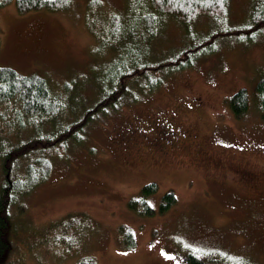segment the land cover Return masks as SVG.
Listing matches in <instances>:
<instances>
[{
    "label": "rangeland",
    "instance_id": "1",
    "mask_svg": "<svg viewBox=\"0 0 264 264\" xmlns=\"http://www.w3.org/2000/svg\"><path fill=\"white\" fill-rule=\"evenodd\" d=\"M131 1L71 0L64 8L24 14L13 0L0 7V66L44 76L67 105L55 122L38 124L42 132L69 124L102 97L103 73L123 41L109 47L107 28L114 13L123 24L138 14ZM249 4L229 0L227 24H244ZM158 18L147 61L172 57L191 38L200 41L217 29L205 15L187 24L189 31L171 15ZM214 48L190 66L156 71L158 82L150 91L140 89L148 79L130 84L128 95L68 141L49 177L16 196L20 211L10 206L14 248L2 264H76L83 254L94 256L96 264H189L188 252L201 260L218 258L220 264H264V115L254 99L256 82L264 76V30L251 37H219ZM240 87L247 89L248 109L235 118L227 100ZM9 108L0 106V152L35 128L26 121L17 130ZM148 114L179 120L193 147L164 154L134 137L124 149L120 133L136 116L142 121ZM244 169L252 178L242 177ZM2 174L0 159V183ZM150 182L157 185L146 197L153 212L128 207ZM168 191L174 202L161 212L159 201ZM118 225L131 230L133 247L122 246ZM60 230L66 245L54 243Z\"/></svg>",
    "mask_w": 264,
    "mask_h": 264
},
{
    "label": "trees",
    "instance_id": "2",
    "mask_svg": "<svg viewBox=\"0 0 264 264\" xmlns=\"http://www.w3.org/2000/svg\"><path fill=\"white\" fill-rule=\"evenodd\" d=\"M11 1L0 0V7ZM70 1L13 0L15 9L20 14L43 8L49 10L64 8ZM131 2L137 5L138 14L127 19V23L123 24L114 13L111 26L107 28L109 47L122 40H125V44L123 41L120 43L121 47L118 48L103 73L100 82L102 97L95 99L88 108L82 110L79 117L69 124L55 125L54 128H48L42 132L43 129L38 124L43 121L55 122L60 112L67 109L65 100L63 101L52 92L44 76L34 72L25 74L10 66H0V106L10 105V119L12 122L16 121L17 130L24 129L26 121L31 127L35 126L29 138L12 142L3 152H0L3 173L0 183V264L4 263L14 248L13 229L15 230V227L11 219L10 206L15 204L20 211L16 196L20 197L28 193L37 184L47 179L52 171V161L54 158L64 156L68 141L77 140V133L82 132L91 119L99 112L116 106L123 96L128 95L130 84L133 85L140 78L148 79V82L139 88L141 91H150L155 80H157L156 83L158 82L157 76L155 77L156 71L159 72L164 68L176 70L192 65L195 57L213 52L214 43L219 37L229 35L251 37L264 30V0H250L248 19L244 24L234 25V27L227 24L229 0H148L147 7L142 6L144 0ZM162 15L177 18L185 27L197 16L205 15L214 22L217 29L202 37L200 41H194L190 35L191 43L172 57L158 62L144 60L149 51L150 34L158 24V16ZM184 29L189 31L187 27ZM255 91L254 99L257 108L264 115V76L256 82ZM133 97L131 96V100ZM227 102L233 116L241 118L248 109L247 89L238 88ZM19 166H22L23 170L19 171ZM156 189L157 185L154 182L144 184L141 189L143 195L139 196L140 199L131 198L128 201V207L141 214H151L153 207L149 206L146 197ZM173 202V193L168 191L160 198L159 210L165 211ZM140 205L146 206L143 212L138 209ZM82 216L85 220H91L93 224H96L93 219H89V216ZM117 232L126 241L125 244L122 243V246L131 248L135 245L133 234L127 226L118 225ZM58 237L59 240H55L54 243L56 241L60 243L61 240V243L66 245L62 230L58 232ZM185 259L189 264H200V259L195 258L191 252H188ZM75 263L96 264V259L92 255L83 254Z\"/></svg>",
    "mask_w": 264,
    "mask_h": 264
},
{
    "label": "flooded vegetation",
    "instance_id": "3",
    "mask_svg": "<svg viewBox=\"0 0 264 264\" xmlns=\"http://www.w3.org/2000/svg\"><path fill=\"white\" fill-rule=\"evenodd\" d=\"M164 111L166 113V108H164ZM154 115L156 117L152 118L151 114H148L145 118L142 117V121L138 120L140 116H136L135 121L129 122L126 127L128 130L120 133L119 142L124 149L128 150L129 144L134 140V137L138 139L144 138L147 143L151 144V147L162 150L161 152L164 154L167 152L171 153L179 148L193 147L192 143L189 142L191 133L179 120H173L169 116ZM147 127L152 130L151 134L146 132L145 128ZM252 174L247 169L242 170L243 178L250 179ZM204 264H215V262L205 259Z\"/></svg>",
    "mask_w": 264,
    "mask_h": 264
}]
</instances>
